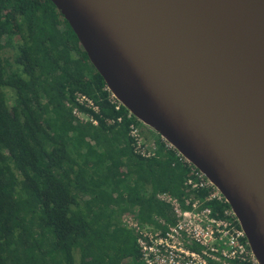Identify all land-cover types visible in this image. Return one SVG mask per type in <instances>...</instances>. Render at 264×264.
Wrapping results in <instances>:
<instances>
[{
  "label": "trees",
  "instance_id": "obj_1",
  "mask_svg": "<svg viewBox=\"0 0 264 264\" xmlns=\"http://www.w3.org/2000/svg\"><path fill=\"white\" fill-rule=\"evenodd\" d=\"M128 115L50 0H0V264H142L123 218L174 223L190 169L159 135L137 153Z\"/></svg>",
  "mask_w": 264,
  "mask_h": 264
},
{
  "label": "water",
  "instance_id": "obj_2",
  "mask_svg": "<svg viewBox=\"0 0 264 264\" xmlns=\"http://www.w3.org/2000/svg\"><path fill=\"white\" fill-rule=\"evenodd\" d=\"M108 91L223 194L264 264V0H50Z\"/></svg>",
  "mask_w": 264,
  "mask_h": 264
},
{
  "label": "built area",
  "instance_id": "obj_3",
  "mask_svg": "<svg viewBox=\"0 0 264 264\" xmlns=\"http://www.w3.org/2000/svg\"><path fill=\"white\" fill-rule=\"evenodd\" d=\"M109 99L116 110L123 107L110 91ZM76 101L99 112L94 102L83 94H76ZM74 114L81 120L97 124L77 109ZM128 117L133 116L129 113ZM130 136L135 141L137 153L143 157L155 155L156 144L145 142L139 125L131 124ZM165 143L176 152L179 161L190 169V176L185 183L190 196L184 203L167 195L162 196V199L173 205L176 220L174 223L160 220L161 228L142 226L132 216L123 219V224L136 234L141 263L259 264L244 230L223 194L175 148Z\"/></svg>",
  "mask_w": 264,
  "mask_h": 264
},
{
  "label": "rangeland",
  "instance_id": "obj_4",
  "mask_svg": "<svg viewBox=\"0 0 264 264\" xmlns=\"http://www.w3.org/2000/svg\"><path fill=\"white\" fill-rule=\"evenodd\" d=\"M5 52H6V53H5V56H6V57H12L13 52H12L9 48L6 49ZM140 127H141L142 134H143V137L145 138V142H146V143H147V142H150V140H151V142H152V140H153L152 138H154L155 135H156V136L158 135L156 132H154L152 129L146 127V126L143 125L142 123H140ZM124 218H126V216H125ZM124 218H123V219H124Z\"/></svg>",
  "mask_w": 264,
  "mask_h": 264
},
{
  "label": "crops",
  "instance_id": "obj_5",
  "mask_svg": "<svg viewBox=\"0 0 264 264\" xmlns=\"http://www.w3.org/2000/svg\"><path fill=\"white\" fill-rule=\"evenodd\" d=\"M150 142H151V140H150ZM152 143H155V140H154V139H153V141L151 142V144H152ZM151 144H150V145H151ZM155 144H156V143H155Z\"/></svg>",
  "mask_w": 264,
  "mask_h": 264
},
{
  "label": "flooded vegetation",
  "instance_id": "obj_6",
  "mask_svg": "<svg viewBox=\"0 0 264 264\" xmlns=\"http://www.w3.org/2000/svg\"><path fill=\"white\" fill-rule=\"evenodd\" d=\"M153 141V140H152Z\"/></svg>",
  "mask_w": 264,
  "mask_h": 264
}]
</instances>
